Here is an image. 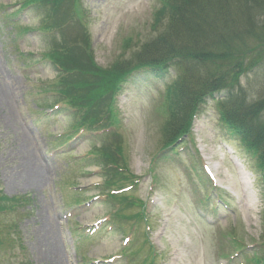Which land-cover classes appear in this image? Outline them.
I'll return each mask as SVG.
<instances>
[{
  "label": "rangeland",
  "instance_id": "1",
  "mask_svg": "<svg viewBox=\"0 0 264 264\" xmlns=\"http://www.w3.org/2000/svg\"><path fill=\"white\" fill-rule=\"evenodd\" d=\"M164 1L74 0L62 14L82 8L71 13L70 32L45 33L46 6L0 0V196L20 201L0 208V264H143L151 253L153 264H255L250 245L264 234V178L256 156L221 122L218 99L168 150L165 97L174 70L124 81L93 129L82 130L66 106L51 110L77 104L51 90L59 76L46 59L54 37L81 45L87 34L97 66L109 70L165 31ZM260 54L241 77L248 101L264 100ZM80 130L88 133L69 142ZM106 154L127 163L134 181L106 189L123 173ZM31 165L42 185L27 180ZM120 198L142 200L149 222L129 221L138 205L120 220Z\"/></svg>",
  "mask_w": 264,
  "mask_h": 264
},
{
  "label": "trees",
  "instance_id": "2",
  "mask_svg": "<svg viewBox=\"0 0 264 264\" xmlns=\"http://www.w3.org/2000/svg\"><path fill=\"white\" fill-rule=\"evenodd\" d=\"M72 1L25 0V4L37 10H41L42 5L47 7L43 12L47 15L43 32L68 29V33L71 13H79L81 8L67 10V17L62 18ZM78 2L80 4V0ZM164 10L169 13L165 31L146 43L132 61L123 60L109 70L97 66L87 34H81V45H76L77 39L72 42L54 37L46 55L59 75L55 86L51 85L52 92L62 97L58 99L60 102L63 96L77 102L63 103L64 108L81 117L80 128L93 129L92 123L102 120L97 119L98 110L114 106L115 96L124 81L147 71L160 73L159 78H162L174 69L176 79L168 85L165 97L167 122L163 149L168 150L178 140L190 137L195 120L204 114L210 100L218 99L216 110L221 122L230 135L256 156L264 178V100L248 101L247 91L240 86L241 77H246L254 63L260 62V52L264 53V0H165L159 13ZM106 159L117 169L121 170L120 165L123 168L119 179L105 182L106 189L134 181L127 163L122 165L120 159L109 154ZM126 159L123 157V161ZM76 202L79 203L78 199ZM19 203L17 198L4 200L3 195L0 196V208ZM117 204L120 220L127 208L138 205L142 211L133 214L129 221H136L138 225L149 222L142 200L128 202L120 198L114 202ZM243 244L244 240L240 239L238 245L242 249ZM253 245L257 246L253 262L264 264V234ZM149 249L153 252L152 246ZM153 254L148 255L143 264H153ZM132 256L138 257L137 252Z\"/></svg>",
  "mask_w": 264,
  "mask_h": 264
},
{
  "label": "bare ground",
  "instance_id": "3",
  "mask_svg": "<svg viewBox=\"0 0 264 264\" xmlns=\"http://www.w3.org/2000/svg\"><path fill=\"white\" fill-rule=\"evenodd\" d=\"M31 167H32V165H31ZM31 167H30V170L25 169V171H24V174L26 176H28L27 180L36 184V185H42L43 184L41 181L42 174H41L40 170L39 169L37 170L35 167H32V168Z\"/></svg>",
  "mask_w": 264,
  "mask_h": 264
}]
</instances>
